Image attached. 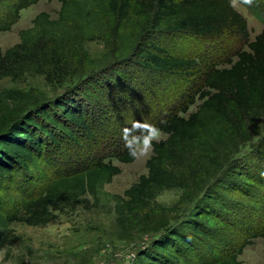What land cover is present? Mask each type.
Returning a JSON list of instances; mask_svg holds the SVG:
<instances>
[{
    "label": "trees",
    "instance_id": "1",
    "mask_svg": "<svg viewBox=\"0 0 264 264\" xmlns=\"http://www.w3.org/2000/svg\"><path fill=\"white\" fill-rule=\"evenodd\" d=\"M37 1L0 0V32L9 31L20 11ZM57 1V18L38 12L32 25L19 31V41L0 50V79L39 75L63 88L23 114L0 118V227L42 225L50 220L52 206L83 205L87 196L99 200L104 184L120 172L113 160L135 158L122 139L124 126L131 137L141 132L132 121H145L166 138L152 141L147 174L123 194L112 195L123 223L147 224L148 206L162 189H207L191 216L155 230L147 246L124 264H241L244 247L264 238V197L255 193L260 179L234 165L225 183L212 187L209 181L221 150L238 151L264 132V25L249 40L247 20L232 0ZM241 1L264 24V0ZM150 32L159 39L142 41ZM182 34L231 37L235 48L223 61L203 62L200 55L174 51L170 42ZM160 38L169 39L162 43ZM93 40L105 43L114 63L108 58V66L87 54L83 43ZM129 59L157 82L161 75L195 81L182 93L183 101L157 110L146 106H154L157 98L147 95L144 105L141 85L135 83V96L128 100L133 116L113 121L110 102L121 99L117 93L130 80L115 63ZM196 99L197 108L189 111ZM220 187L230 199L236 195L244 209L230 213Z\"/></svg>",
    "mask_w": 264,
    "mask_h": 264
},
{
    "label": "rangeland",
    "instance_id": "2",
    "mask_svg": "<svg viewBox=\"0 0 264 264\" xmlns=\"http://www.w3.org/2000/svg\"><path fill=\"white\" fill-rule=\"evenodd\" d=\"M235 9L247 20L248 39L260 32L263 23L251 14L241 0H232ZM60 2L57 0H38L36 3L22 9L18 21L9 31L0 32V50L4 51L19 41V31L32 25L33 17L40 11H46L51 18H57ZM145 39H159L155 33H148ZM169 38L161 39L162 43ZM87 54L99 62H107L109 51L102 40L84 41ZM174 51L187 56H201L203 62L210 60L223 61L227 54L233 51L235 43L231 37L222 39H207L199 36L182 34L174 37L170 42ZM244 47V46H242ZM110 62L114 63L111 58ZM135 59L115 63L119 70L130 76V80L123 84L121 99L110 102L114 109L113 121L123 117L133 116L130 110V98L137 91V84L141 88L138 93L142 96L144 105L147 95L157 98L154 106L146 105L152 110L160 109L163 105L176 104L183 92H187L190 78H177L170 75H161L158 82L150 79L153 73H147L134 63ZM108 66L109 64L106 63ZM226 64L223 63V66ZM220 66V64H218ZM138 68V69H137ZM132 75V78H131ZM43 76H24L18 80L10 78L0 79V118L12 119L16 113H24L40 100L48 99L60 94L63 88H55L44 81ZM160 80L162 82H160ZM161 92H164L163 94ZM124 95V96H123ZM30 96L37 99L33 101ZM130 97V98H129ZM174 99H176L174 101ZM199 100L189 107L194 111ZM139 102H136L138 104ZM121 110H124L121 112ZM120 116V117H119ZM121 122L123 120H120ZM114 123V122H112ZM114 125V124H113ZM263 129H264V124ZM110 129V128H108ZM166 138L161 132L160 139ZM152 149L147 153L138 154L131 162H113L120 167V172L114 175L110 182L104 184L99 200L89 197V202L76 206L55 205L51 207V218L48 222L32 226L25 223L12 222L6 228L0 227V264H124L131 260L137 251L144 249L150 240L156 236L155 230H163L167 226H176L189 217L193 209L199 204L207 189L200 191L180 187L160 190L150 202L148 209L150 218L144 226L142 224L123 223L115 207L112 195L123 194L124 190L134 184L142 174H147L146 160L151 156ZM234 165L241 166L242 171L256 174L261 183L260 190L256 189V196L264 197V132L254 136L247 143L242 144L238 151L233 148L221 150L220 165L211 169L215 173L209 183L222 184L232 175ZM217 179V180H215ZM219 194L228 200L233 212L243 210L238 207L235 197L225 193L222 187ZM202 195V197H201ZM254 196L251 200L253 201ZM251 200H246L249 204ZM233 201V202H232ZM1 209V208H0ZM141 216L143 215L140 214ZM241 264H264V238H254L252 243L245 246L238 256Z\"/></svg>",
    "mask_w": 264,
    "mask_h": 264
},
{
    "label": "clouds",
    "instance_id": "3",
    "mask_svg": "<svg viewBox=\"0 0 264 264\" xmlns=\"http://www.w3.org/2000/svg\"><path fill=\"white\" fill-rule=\"evenodd\" d=\"M132 128H139L141 132L129 137L127 133L131 129L125 125L122 130V139L124 140L125 147L128 148L132 156L135 157L138 154V150L141 153L149 152L153 148V140L159 142L161 129L158 126L145 121L134 120L132 121ZM261 175H264V172Z\"/></svg>",
    "mask_w": 264,
    "mask_h": 264
}]
</instances>
